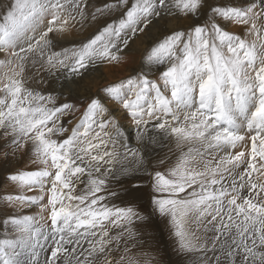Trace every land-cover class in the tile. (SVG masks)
Segmentation results:
<instances>
[{"label":"snow or ice","instance_id":"6c2138e0","mask_svg":"<svg viewBox=\"0 0 264 264\" xmlns=\"http://www.w3.org/2000/svg\"><path fill=\"white\" fill-rule=\"evenodd\" d=\"M0 174V264H264V0H0Z\"/></svg>","mask_w":264,"mask_h":264},{"label":"rangeland","instance_id":"374dc122","mask_svg":"<svg viewBox=\"0 0 264 264\" xmlns=\"http://www.w3.org/2000/svg\"><path fill=\"white\" fill-rule=\"evenodd\" d=\"M169 22L171 21L162 22L160 27L156 28V31L154 33L150 32L151 38L147 39L143 43L141 38L137 39L136 44L133 46L135 49L134 61L136 62L139 61L141 50L145 46L149 45L152 42V40L155 38V36L159 35L160 32L165 29V27L167 29H171L177 26H185L191 23V21H187V20H173V22H171L170 24ZM196 22L198 23L199 21ZM131 71H132V66L121 67L120 69L117 70H108L105 68L97 73L91 74V79H85L83 81H80L79 85L72 84L70 88L66 87L65 93L70 97L73 103H77L79 105L84 100V98L89 94V92L96 91V85H100L108 80H113L117 77L127 75ZM124 121L123 122L125 123V125H127V120ZM26 164H27V158H24L23 160L18 161L15 164V167L24 168ZM16 191L17 190L13 186L7 185L5 183L3 175L0 174V195L9 194V193L15 194ZM24 211L27 212L28 210L25 209ZM154 235L156 239L152 243L159 246L160 254L163 256L165 261H167L169 257L175 259L176 257L173 252L174 241L170 236L168 225L165 221L161 220L159 217H157L155 220Z\"/></svg>","mask_w":264,"mask_h":264},{"label":"bare ground","instance_id":"6f19581e","mask_svg":"<svg viewBox=\"0 0 264 264\" xmlns=\"http://www.w3.org/2000/svg\"><path fill=\"white\" fill-rule=\"evenodd\" d=\"M171 22H173V21H171ZM171 22H169V24L171 23ZM156 31V29H153L152 31H151V33H154ZM149 38H151V35L149 34V36H147V37H142L141 38V40H142V43L144 42V41H146L147 39H149ZM77 85H79V84H77ZM95 87V86H94ZM125 122V121H124Z\"/></svg>","mask_w":264,"mask_h":264}]
</instances>
